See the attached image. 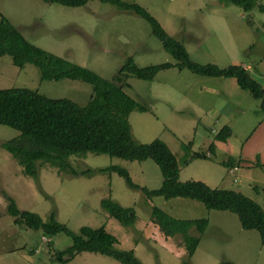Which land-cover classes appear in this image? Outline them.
Returning a JSON list of instances; mask_svg holds the SVG:
<instances>
[{"label":"rangeland","instance_id":"rangeland-1","mask_svg":"<svg viewBox=\"0 0 264 264\" xmlns=\"http://www.w3.org/2000/svg\"><path fill=\"white\" fill-rule=\"evenodd\" d=\"M123 1L146 8L169 35L185 45L193 60L219 66L249 63L251 74L264 85V0H256L249 10L229 0ZM0 11L32 43L106 79L128 57L139 66L176 62L145 17L111 1L88 0L71 6L46 0H0ZM125 78L129 83L125 90L147 107L132 110L128 116L136 141L163 140L179 161L180 180L198 179L211 187L238 189L264 208V163L228 167L223 162L238 159L243 136L263 115L259 98L241 88L234 77L198 74L187 67L161 69L152 79L133 74ZM5 87H29L79 104H85L92 92V85L81 79H42L35 64L18 67L8 54L0 56V88ZM225 124L231 133L225 141H216L215 134ZM19 134L18 129L0 123V142ZM211 140L217 143L213 152L208 150ZM186 143H191V150L184 147ZM192 150L206 152L208 157L189 158L184 164ZM69 161L77 170L123 167L135 183L149 189L159 187L163 179L151 158L126 159L87 151L70 155ZM36 170V175L25 173L0 146V264H124L93 251L76 253L65 262L54 261V253L69 246L72 237L15 222L7 211L5 193L19 208L34 211L46 221L54 211L55 218L75 233L83 225L103 227L117 237L114 247L132 251L142 264H264L259 231L244 228L236 212L209 208L188 197L149 196L115 170L72 175L40 162ZM103 198L130 207L132 221L126 223L110 214L101 205ZM154 206L178 218H207L203 232L194 226L189 229L190 234L199 235L191 256L182 234L166 235L154 221Z\"/></svg>","mask_w":264,"mask_h":264},{"label":"trees","instance_id":"trees-1","mask_svg":"<svg viewBox=\"0 0 264 264\" xmlns=\"http://www.w3.org/2000/svg\"><path fill=\"white\" fill-rule=\"evenodd\" d=\"M65 5L77 6L88 0H46ZM111 1L145 17L152 26V32L162 41L163 47L176 59V62H160L139 66L132 57L119 67L111 79H106L90 68L72 62L60 55L48 51L31 41L16 28L0 11V56L8 54L18 67L26 63L35 64L42 79L72 78L81 79L92 85V92L85 104H79L68 97H50L29 87L0 88V123L14 127L20 134L0 142L23 166L25 173L36 175V163L55 167L57 172H70L72 175L90 173L93 170H115L127 183L142 188L149 196L188 197L197 199L209 208L227 209L236 212L241 225L247 229L259 231L264 244V208L241 190L211 187L198 179H179L180 164L175 153L161 139L149 142L136 141L133 138L129 113L132 110L145 111L146 105L138 102L126 90L125 76L133 74L138 78L152 79L161 69L176 66L187 67L191 71L212 76L234 77L238 85L260 99L259 108L264 114V86L250 70L240 63L219 66L216 63H200L193 60L185 45L163 28L160 22L143 6L136 2L123 0ZM239 4L244 10L252 8L256 0H229ZM264 9V6H261ZM231 133L225 124L215 134V140L225 141ZM191 150V143L184 144ZM215 141L208 145L213 152ZM87 151L108 153L126 159H153L160 167L163 179L159 187L149 189L135 183L129 172L120 166H106L97 169H75L69 156L82 155ZM206 152L192 150L184 157L206 158ZM228 167L234 166V160L223 161ZM8 201L7 211L17 223L34 228H42L45 233L65 232L72 237V243L58 250L52 256L54 261L65 262L76 253L93 251L109 255L124 264H142L130 250L118 249L114 244L117 237L103 227L83 225L79 233L73 232L66 224L55 218V212L49 214L50 220H44L40 214L19 208L14 199L5 193ZM101 205L114 217L130 223L134 218L130 207H124L109 198L101 199ZM152 218L166 235L182 234L183 244L188 256H191L199 243V235L190 234L189 229L201 233L208 220L200 218H178L168 214L158 206L151 209Z\"/></svg>","mask_w":264,"mask_h":264},{"label":"crops","instance_id":"crops-1","mask_svg":"<svg viewBox=\"0 0 264 264\" xmlns=\"http://www.w3.org/2000/svg\"><path fill=\"white\" fill-rule=\"evenodd\" d=\"M242 65L247 67L249 70L251 68V65L249 63ZM243 137H244L243 141L241 142L240 148L238 150L239 151V155L237 157L238 159L234 160L235 162L234 166L240 163L241 164L249 163L250 165L253 164L254 162H259L260 160L262 163H264V114L261 115V118L258 120L256 125L252 127L250 132H248ZM216 141H215V145L217 146ZM229 147L233 148L232 143L230 144Z\"/></svg>","mask_w":264,"mask_h":264},{"label":"built area","instance_id":"built-area-1","mask_svg":"<svg viewBox=\"0 0 264 264\" xmlns=\"http://www.w3.org/2000/svg\"><path fill=\"white\" fill-rule=\"evenodd\" d=\"M234 179H236V178H234Z\"/></svg>","mask_w":264,"mask_h":264}]
</instances>
